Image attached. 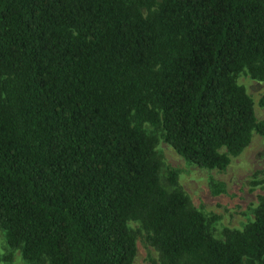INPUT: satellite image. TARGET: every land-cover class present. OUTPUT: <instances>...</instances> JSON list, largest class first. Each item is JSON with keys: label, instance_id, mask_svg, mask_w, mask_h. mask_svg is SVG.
<instances>
[{"label": "trees", "instance_id": "1", "mask_svg": "<svg viewBox=\"0 0 264 264\" xmlns=\"http://www.w3.org/2000/svg\"><path fill=\"white\" fill-rule=\"evenodd\" d=\"M240 73L264 80V0H0L5 258L133 264L143 235L159 264H264V194L218 236L156 150L222 170L263 135Z\"/></svg>", "mask_w": 264, "mask_h": 264}, {"label": "rangeland", "instance_id": "2", "mask_svg": "<svg viewBox=\"0 0 264 264\" xmlns=\"http://www.w3.org/2000/svg\"><path fill=\"white\" fill-rule=\"evenodd\" d=\"M238 83L244 85L254 101L257 120L264 121V80L251 78L240 73ZM156 150L162 160L161 177L167 171H177V183L189 196L193 206L207 215H215L214 233L220 236L223 228H241L253 219V209L259 196L264 194V134H253L250 143L237 156L231 157L226 168L206 169L188 163L169 144L159 139ZM213 183H221L223 190L215 192ZM137 227L135 222L130 223ZM3 232L0 230V264H25L18 250H13L11 259H6ZM133 264H159L156 250L143 235L136 238V253Z\"/></svg>", "mask_w": 264, "mask_h": 264}]
</instances>
